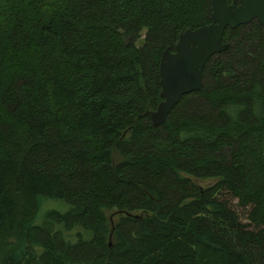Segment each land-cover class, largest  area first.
<instances>
[{"label":"trees","instance_id":"obj_1","mask_svg":"<svg viewBox=\"0 0 264 264\" xmlns=\"http://www.w3.org/2000/svg\"><path fill=\"white\" fill-rule=\"evenodd\" d=\"M209 13L0 0V264H264L260 26L224 28L201 89L148 118L161 52ZM40 198L68 208L35 223Z\"/></svg>","mask_w":264,"mask_h":264},{"label":"water","instance_id":"obj_2","mask_svg":"<svg viewBox=\"0 0 264 264\" xmlns=\"http://www.w3.org/2000/svg\"><path fill=\"white\" fill-rule=\"evenodd\" d=\"M255 21L261 28L264 44V0H210L209 24L178 34L172 51L164 49L159 58V98L148 113L153 126L163 124L181 96L201 89V69L213 55L227 48L222 43L224 28L234 29Z\"/></svg>","mask_w":264,"mask_h":264},{"label":"rangeland","instance_id":"obj_3","mask_svg":"<svg viewBox=\"0 0 264 264\" xmlns=\"http://www.w3.org/2000/svg\"><path fill=\"white\" fill-rule=\"evenodd\" d=\"M138 45V43H136ZM39 208L35 215V223H40L42 221L43 215L46 211H56L59 213H63L67 210L68 206L61 200L58 199H47L40 198L39 199ZM235 204V202H234ZM233 206V204H232ZM239 211L238 208H236Z\"/></svg>","mask_w":264,"mask_h":264},{"label":"flooded vegetation","instance_id":"obj_4","mask_svg":"<svg viewBox=\"0 0 264 264\" xmlns=\"http://www.w3.org/2000/svg\"><path fill=\"white\" fill-rule=\"evenodd\" d=\"M232 2V0L230 1V3ZM230 3H228V4H230ZM235 4L237 5L238 4V0H235Z\"/></svg>","mask_w":264,"mask_h":264},{"label":"bare ground","instance_id":"obj_5","mask_svg":"<svg viewBox=\"0 0 264 264\" xmlns=\"http://www.w3.org/2000/svg\"><path fill=\"white\" fill-rule=\"evenodd\" d=\"M249 23V22H248Z\"/></svg>","mask_w":264,"mask_h":264}]
</instances>
